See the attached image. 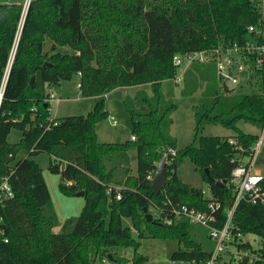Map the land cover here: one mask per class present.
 <instances>
[{"label":"trees","instance_id":"obj_1","mask_svg":"<svg viewBox=\"0 0 264 264\" xmlns=\"http://www.w3.org/2000/svg\"><path fill=\"white\" fill-rule=\"evenodd\" d=\"M24 2L0 0V93L7 78L0 102V181L7 177L14 194L0 202V264H101L103 259L126 264L114 249L136 252L135 236L143 238L144 232L152 239L177 243L171 261L205 262L210 251L191 238L184 216L172 225L156 219L150 223L144 209L152 214L159 208L170 216V210L180 206L208 212V204L214 202L219 209L213 213V225L221 227L234 202L233 150L228 140L245 149L252 146L255 135L243 132L240 125L262 126L264 102L244 89L224 93L213 65H192L182 75L181 96L199 94L195 127L191 142L178 148L170 134L177 106L163 97L161 84L175 78L172 58L176 54L244 43L247 27L258 20L256 2L31 0L25 11ZM74 78L83 98L150 85L151 96L137 91L124 101L134 141L97 140V125L109 116L99 104L86 116L50 117L48 102L35 90L36 80L59 91L62 82ZM210 126L221 127L231 136L202 135ZM13 130L20 134L16 143L9 141ZM131 152L135 153L134 173ZM41 154L49 157L48 172L59 175L61 194L83 193V208L69 233L54 232L59 221L42 169L34 160ZM163 155L167 184L155 195L150 186ZM185 162L192 165L209 197L180 178L178 168ZM124 219L130 227L123 225ZM231 224L235 237L253 234L262 241L264 204L240 201ZM235 246L257 254L260 260L255 264H264L260 247L242 242ZM144 261L137 254L131 260L133 264ZM237 264L249 262L245 258Z\"/></svg>","mask_w":264,"mask_h":264},{"label":"built area","instance_id":"obj_2","mask_svg":"<svg viewBox=\"0 0 264 264\" xmlns=\"http://www.w3.org/2000/svg\"><path fill=\"white\" fill-rule=\"evenodd\" d=\"M30 1L25 0L24 11ZM253 1L258 6V20L255 25L247 27L248 39L242 44L216 47L207 51L184 55H174L172 65L176 69L183 70L179 77L175 76V82H181L183 73L192 65L210 64L215 67L221 90L226 88L231 92L237 89H245L250 93L253 92L259 95L264 102V0ZM18 37L19 34L16 42ZM15 48L16 43L8 60V69L13 62ZM5 82L1 93L6 84ZM43 87L46 102L48 104L54 102L59 105L61 99L58 97L56 90L46 82H43ZM77 88L79 89V84H77ZM108 120L112 125L117 124L113 116L109 115ZM52 124L57 125V121H53ZM252 134L255 135V140L249 149L243 148L233 139L228 140V144L233 150L231 163L234 164V168L231 172L230 184L233 188L234 202L226 213V221L221 227L213 225L216 223L213 213L219 209V204L214 202L208 204V212H200L186 206H180L179 208H172L170 216L159 208L154 209L151 214L152 220H159L165 225H172L174 221L179 220L180 216H184L190 223L208 230V237L213 242V248L208 259L200 264H237L245 258L248 259L249 264H255V262L260 260L257 254L241 251L235 246L236 243L240 242L249 243L246 240V236L235 237L231 232L233 213L240 201L247 200L254 206L264 204V117L262 126L257 128L256 132ZM130 140L134 141L135 138L131 136ZM13 197L14 194L8 183V178H2L0 181V202ZM115 198L119 200L120 194L118 193ZM2 233L3 231L0 230V234ZM4 242H7V240L5 239ZM223 255H226L228 260H224L222 258ZM171 264L179 263L171 261Z\"/></svg>","mask_w":264,"mask_h":264},{"label":"rangeland","instance_id":"obj_3","mask_svg":"<svg viewBox=\"0 0 264 264\" xmlns=\"http://www.w3.org/2000/svg\"><path fill=\"white\" fill-rule=\"evenodd\" d=\"M63 52L68 54L71 53L68 49H63ZM182 72V69H176V77H179ZM77 83L78 79L74 78L70 82H62L60 84L59 91L57 90V95L58 97H61V102L59 105L50 102L48 106L50 116L56 119L70 116H86L89 112L93 111L97 104H99L102 105L104 111L108 115L114 117L117 124L112 125L108 118L100 122L96 128L97 140L101 143H124L128 141L132 135V124L129 115L125 111L124 101L127 98L133 97L137 91H144L148 96H151L152 91L150 85L117 88L101 98H83L79 94ZM35 90L40 94H45L43 83L39 79L36 80ZM181 90L182 82L177 83L174 79L165 81L161 84V93L163 97L166 100H171L177 106L175 112L171 116L172 125L170 128V134L176 140L178 148L186 146L192 140L196 121L194 108L199 101V94H194L189 98H183L181 96ZM243 91L246 92L247 90L244 89ZM241 92L242 91L239 89L234 91V93ZM240 128L245 133L256 132V128L243 124L240 125ZM202 135L230 137L231 132L224 130L221 127L210 126L204 129ZM19 136V132L13 130L9 136V141L11 143H16L19 141ZM129 156L132 173H134L136 166L135 153L131 152ZM34 160L42 169L43 177L47 184L51 201L59 221V228H55L54 231L69 233L83 208V196L79 197L75 195L68 197L59 192L58 185L60 183V177L59 175H52L48 172L47 165L49 163V157L47 155L41 154L35 157ZM63 167L64 164L62 163L61 168ZM178 174L188 186L202 188L205 191L206 197H209V192L197 175L193 173L192 165L190 163L185 162L182 164L178 168ZM123 225L130 227V222L124 219ZM189 226L191 227L189 231L191 238L200 244L205 251H211L213 248V242L208 237V230L190 222ZM143 235V238H137V236H135L136 242L139 243L136 252L132 249H114V253L119 257H124L127 260L126 264H133L131 260L136 254L145 258V261L142 264H171L170 254L178 249L177 243L165 239H152L146 232H144ZM246 240L252 248H261L262 241L253 234L247 235ZM108 257H111L109 253ZM222 258L228 260L226 255H223ZM101 264H111V262L110 260L103 259ZM179 264L196 263L180 262Z\"/></svg>","mask_w":264,"mask_h":264},{"label":"water","instance_id":"obj_4","mask_svg":"<svg viewBox=\"0 0 264 264\" xmlns=\"http://www.w3.org/2000/svg\"><path fill=\"white\" fill-rule=\"evenodd\" d=\"M34 82V78L32 77L30 79V84ZM6 83V82H5ZM4 89V88H3ZM224 93H227L228 90L226 88L223 89ZM2 93L0 94V102L2 99ZM44 108H46V104L44 105ZM167 184V178H166V155H163V158L158 162L156 170L154 172V176L151 182V190L155 195L159 194L162 190V188ZM76 196L82 197L83 193L80 192L76 194ZM145 212V220L147 222L152 223V215L150 213L146 212V209H144ZM261 249L264 252V235L262 238V243H261Z\"/></svg>","mask_w":264,"mask_h":264},{"label":"crops","instance_id":"obj_5","mask_svg":"<svg viewBox=\"0 0 264 264\" xmlns=\"http://www.w3.org/2000/svg\"><path fill=\"white\" fill-rule=\"evenodd\" d=\"M57 92V91H56ZM57 94H58V92H57ZM59 98L61 99V97L59 96ZM60 104V103H59ZM51 117V116H50ZM52 118V117H51ZM52 119H56V118H52ZM59 228V227H58ZM55 232V231H54Z\"/></svg>","mask_w":264,"mask_h":264}]
</instances>
